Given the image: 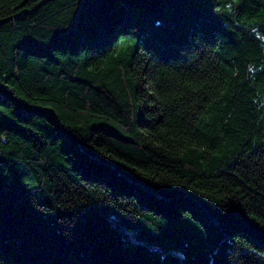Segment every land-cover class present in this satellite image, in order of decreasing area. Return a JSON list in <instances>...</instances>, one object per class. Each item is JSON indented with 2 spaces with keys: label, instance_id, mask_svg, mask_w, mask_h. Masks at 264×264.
Here are the masks:
<instances>
[{
  "label": "trees",
  "instance_id": "obj_1",
  "mask_svg": "<svg viewBox=\"0 0 264 264\" xmlns=\"http://www.w3.org/2000/svg\"><path fill=\"white\" fill-rule=\"evenodd\" d=\"M0 264H264V0H0Z\"/></svg>",
  "mask_w": 264,
  "mask_h": 264
}]
</instances>
